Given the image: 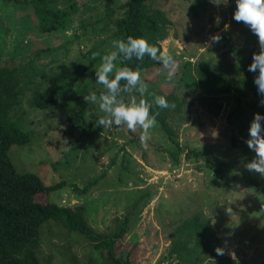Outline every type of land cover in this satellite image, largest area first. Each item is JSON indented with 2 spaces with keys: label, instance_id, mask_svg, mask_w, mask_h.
I'll list each match as a JSON object with an SVG mask.
<instances>
[{
  "label": "rangeland",
  "instance_id": "1",
  "mask_svg": "<svg viewBox=\"0 0 264 264\" xmlns=\"http://www.w3.org/2000/svg\"><path fill=\"white\" fill-rule=\"evenodd\" d=\"M123 1L109 4L115 7ZM103 3L57 0L52 7L68 14L57 21V29L40 32L28 1L0 0V65L17 68L18 85L21 80L25 83L10 116L29 136L28 143L9 146V160L17 171L33 172L47 185L61 183L49 194H36L37 201L83 204L89 223L98 231L110 230L133 201L148 192L146 203L140 202L135 210L137 221L131 232L115 245L116 252L130 250V264H171L166 254L172 229L199 208L209 218L225 254L241 264H260L264 259V178L245 168L255 155L231 144L248 130L247 123L239 120V111L252 121L254 113L264 109L253 105L258 98L255 85L242 90L237 84L242 66L238 52L245 49L252 61L260 49L250 29L233 19L235 0H221L219 5L211 0H161L175 33L161 42L162 51L174 57L176 69L186 62L184 76L195 75L194 65L204 59L233 83L230 92L219 94L192 91L191 77L177 86V92L191 101L188 121L178 128V141L202 152L197 159L180 154L178 164L171 162L172 143L158 123L144 146L139 129L97 126L99 110L84 100V95L103 90L95 71L101 57L113 50L112 41L121 38ZM215 34L221 36L218 43L210 40ZM232 46L235 50H227ZM76 74L80 76L73 91L58 105L42 109L31 103L35 87L48 91ZM144 79L163 91L172 85L162 65L145 72ZM238 91L240 108L233 97ZM124 99L131 98L125 94ZM83 106L84 118L70 137L64 131L67 117ZM90 111L96 114L90 116ZM209 165L222 170L221 179ZM93 180L86 192L79 191ZM40 234L37 254L43 264H72L75 257L84 262L91 255L82 235L67 232L52 220L42 224Z\"/></svg>",
  "mask_w": 264,
  "mask_h": 264
},
{
  "label": "trees",
  "instance_id": "2",
  "mask_svg": "<svg viewBox=\"0 0 264 264\" xmlns=\"http://www.w3.org/2000/svg\"><path fill=\"white\" fill-rule=\"evenodd\" d=\"M26 1L33 8L40 32L57 29L60 25V23L57 24V21L64 14H68L67 11L61 13L60 10L52 7V4L57 0ZM109 3L110 0H104L105 15L114 24L116 33L121 37L120 40L126 41L129 36L143 37L149 44L162 51L161 42L169 35H175L174 31L171 33L173 21L168 17L161 0H125L115 7L110 6ZM76 9L77 7H74L72 12ZM197 13L198 11H195V15ZM209 18L212 20L210 16ZM227 50L233 51L235 48L232 46ZM244 52L245 49L238 52L242 66L237 84L242 90L249 85H255L253 79L257 74L248 71V66L252 61ZM91 64L92 62L89 67ZM187 66L189 65L186 62H180L179 67L177 65L179 69L175 70L171 81H169L172 84L169 90L163 91L159 85V88L155 89L151 84H147L148 93L143 97L152 104L151 114L159 112L156 117L157 123L172 143V147L168 149V155L173 164L179 163L180 154H183L185 159H197L202 155L201 151L184 147L178 141V128L181 123L188 121L191 101L182 93L177 92V86L185 81L189 82V77L193 80L191 83L189 82V86L194 92L219 94L230 92L233 86L231 77L217 70L204 59L194 65L195 75L184 76L187 73ZM118 67L138 69L142 80L146 83L144 73L161 67V64L146 56L142 61L135 59L118 61ZM162 69H164L163 66ZM17 70L15 67L0 65V264H43L38 258L37 249L40 244L41 226L48 220L54 221L56 225L67 232H76L82 235L83 239L88 241L91 255L87 256L84 262H79L75 257L72 264H130V250L116 252L115 245L119 239L131 232L133 223L137 221L135 210L140 202L146 203L149 197L148 192L136 198L132 207L124 212L122 218L113 224L110 230L98 231L89 223L83 204L65 206L51 200L37 201L36 194H49L59 188L61 183L47 185L33 172L17 171L9 160L7 154L9 146L15 143H28L29 140L28 133L21 129L10 116L12 107L19 102L17 96L22 92L25 84L21 80L22 84L18 85L20 73ZM79 76L80 74H76L73 79L59 83L48 91L39 86L35 87L31 92V103L42 109L58 105L73 91ZM149 83H154V81ZM101 91L97 90L96 92ZM255 91L257 93V90ZM153 94L165 97L169 104H174L175 107L159 108L154 103L155 96ZM134 95L138 100L141 98L139 94ZM233 97L240 108V91ZM257 97L253 105L258 104L260 107L261 96L258 94ZM260 113L264 115V109H261ZM84 115L85 107L83 106L67 117V126L64 131L68 136L72 137L75 134ZM238 115L239 120L246 122L249 129L251 120H248L241 110ZM262 127H264V121H262ZM248 138L249 134L246 130L231 144L233 147L241 148L255 155L245 143ZM209 167L215 175L222 178L221 169L213 165H209ZM94 183V180L90 181L79 191L86 192ZM261 190L264 192V185ZM217 247L223 249L209 218L199 208L180 219L173 227L166 257L173 261L171 264H241L234 257L225 253L217 255L215 251ZM260 264H264V259Z\"/></svg>",
  "mask_w": 264,
  "mask_h": 264
},
{
  "label": "clouds",
  "instance_id": "3",
  "mask_svg": "<svg viewBox=\"0 0 264 264\" xmlns=\"http://www.w3.org/2000/svg\"><path fill=\"white\" fill-rule=\"evenodd\" d=\"M214 4H221V0H211ZM236 9L233 19L238 23H243L257 37L259 52L253 53L252 62L248 66V71L257 73L253 82L257 92L261 96L259 104L264 106V0H235ZM227 28V25L225 26ZM212 43L221 40L219 34L210 38ZM210 46V45H209ZM112 49L101 57V64L95 71L96 83L101 85L103 91L99 93L91 92L84 95V100L99 110L96 125L101 128L110 129L115 127H126L131 132L140 130V142L146 146L150 139V130L157 124L156 117L150 110L152 104L143 97L148 93V85L142 80L138 69L131 67H117V61H131L133 59L142 61L146 56L163 66L171 80L175 70L176 61L167 51H161L143 37L129 36L126 41L113 40ZM99 55L93 54V59ZM127 94L131 99L126 102ZM134 94H139V100ZM155 96V94H153ZM154 103L161 109L174 108V104L163 96H155ZM96 114L93 111L89 115ZM264 115L254 113L248 129L249 138L245 141L248 148L255 153V158L245 165L250 172L258 173L264 178V127H262ZM217 255H223L224 250L220 247L215 249Z\"/></svg>",
  "mask_w": 264,
  "mask_h": 264
}]
</instances>
